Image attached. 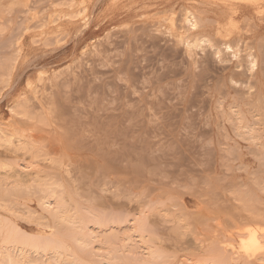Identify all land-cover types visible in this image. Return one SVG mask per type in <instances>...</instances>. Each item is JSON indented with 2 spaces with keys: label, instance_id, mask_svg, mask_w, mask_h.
<instances>
[{
  "label": "rangeland",
  "instance_id": "rangeland-1",
  "mask_svg": "<svg viewBox=\"0 0 264 264\" xmlns=\"http://www.w3.org/2000/svg\"><path fill=\"white\" fill-rule=\"evenodd\" d=\"M59 192L105 235L146 215L162 264L264 226V0H0V221L48 233Z\"/></svg>",
  "mask_w": 264,
  "mask_h": 264
},
{
  "label": "bare ground",
  "instance_id": "bare-ground-1",
  "mask_svg": "<svg viewBox=\"0 0 264 264\" xmlns=\"http://www.w3.org/2000/svg\"><path fill=\"white\" fill-rule=\"evenodd\" d=\"M79 3H82V2H79ZM80 5H82V4H80ZM185 10H184L185 13L182 16V20L180 23V25L182 24V26L181 27L179 26V27L181 29L183 28V30L185 29L184 31H187V32L188 31H196L199 27V22H200L197 15L192 11H189V10L185 11ZM79 13H80V11H79ZM206 20H208V19H206ZM200 24H201V22H200ZM174 26H175V23H174ZM175 33H176V31H175ZM200 37L201 36H199L198 37L199 39H197V40L201 44H207L209 42V40L206 37L205 38L204 37L200 38ZM197 40H196V42H197ZM180 41H182V40H180ZM193 43H194V41H193ZM197 43H195V45ZM185 44L188 48H190V47H192V45H194L187 38L185 39ZM223 44H224L226 50H232L233 51L232 46H230V44H228L227 41H226V43H224V41H223ZM199 47H201V46H199ZM252 54L253 53H251V54H249V52L247 53V57H248L247 60H248V64H249L251 69L255 68L256 64H257L256 63L257 60L255 59V56ZM15 133L18 134L17 132H15ZM10 137H13V136H10ZM10 137H9V139H10ZM28 142H27V145H28ZM30 147H28V148H30ZM35 183L38 184V182H34L32 184L34 185ZM35 186H36V184H35ZM48 186H50V185H48ZM35 188H37V187H35ZM37 189H40V187ZM44 189H46V188L43 187V190ZM48 189H46V192H44L45 190L41 191V192H43V194L44 193L48 194L47 193ZM15 190H16V188H15ZM18 191H20V190H18ZM49 191L50 190H48V192ZM13 192H14V190H13ZM55 193L56 192H54V194ZM39 194H41V193H39ZM59 194H60V192H59ZM62 194L58 195L59 197L56 195L57 196L56 198H55V195H54V197H53V195L52 196L50 195V196L45 197L43 200H41L42 194L40 196H38V197H41V199H40V201L42 202L41 206H43L41 211L45 210L46 214H48L47 217L50 216L52 218V222L50 221L49 226H47L46 222H45L46 227L44 226L45 224L44 225L41 224L44 226V228H47L46 230H48V233L43 232V233H39L36 235H32V234L26 232L25 230H23L21 227L15 225V224L13 225V223H10L11 221L10 222H6V221L3 222L5 217L0 218V219H3L2 221H0V264H160L161 262L164 261L163 260L164 259V256H163L164 253L162 252V254H161L159 252L161 250H156L152 247L154 245V243L152 245L151 242L153 241V239L149 235L150 233H148V229H149V228L147 229V225H148L147 222L148 221L146 222V219L143 218L146 215L141 217V219H139V218H137V220L134 219L135 221L132 219L133 222L129 221L128 223H131L129 231L127 233H125L122 236V238H119L117 236V234L115 235L113 232L111 234L109 233L110 235L109 234L105 235L104 231L106 229H110L113 226L123 224L125 222V220H122V219L123 218L125 219V217L122 216L123 217L122 219H120V217L119 218L117 217L118 219H116L114 217L108 218L106 216L107 213L105 215L106 217H104V215H103V217H100V215H98L99 216L98 217L95 215V213H96L95 211H93V212L91 211L93 213V214H91V213H88L86 210L87 213L84 214L83 212H80L81 209H79V208L78 209L76 208L75 212H73V214H72V213H70L71 212L70 209L71 210H73V209L72 208L67 209L69 207H66V206L67 205L69 206L70 204H67L65 206V202L67 203V200L64 201L65 199L64 198L62 199V197H60ZM246 195H247V193H246ZM43 197H44V195H43ZM247 199H249V198H247ZM253 201H255V200L253 199ZM37 202H38V200H37ZM28 203H30V202H28ZM75 203H76V207H77L78 206L77 202H74L73 206H75ZM245 204H246V202H245ZM80 206L82 207V205H80ZM84 209H86V208H84ZM90 209L92 210L93 207ZM45 211H44V213H45ZM254 215H255L254 219H257L259 217V216L256 217L257 214H254ZM50 217H49V219H50ZM251 218L253 219V216ZM260 218H261V216H260ZM263 218H261L262 221H264ZM29 219H28V223H29V221L32 222L33 219H31V218H29ZM128 219H129V217H128ZM252 219H251V221H253ZM5 220H7V219H5ZM35 220H34V222H36ZM40 220H42L41 221L42 223H43V221H46L45 218L39 219V221ZM34 222H32V223H34ZM252 223L256 224V222H252ZM260 224L262 225L263 223H260ZM36 225L40 226V222L39 223L36 222ZM244 225L247 226V224H244ZM120 228H122V227H120ZM112 230H113V228H112ZM114 231H116V230H114ZM153 234L154 233L152 232V235ZM242 235L240 236V234L238 233V236H236V237L241 238V237H243ZM149 237L151 239H149ZM239 240H238L239 242H238L237 246H234L232 243L226 242L227 240L225 241L226 243H222L221 249L219 246L220 244L218 246H216V247H219V249H220L219 252L216 251L217 255H215L216 253L214 254L213 253L214 251H212V250L211 251L213 254L210 255L211 253H208V252H210V250H208L209 249L208 248L207 254H209V255H207V257L205 255V257H206L205 259L200 257V259L204 260V261H202V264H230L231 262L236 263V261L242 256L243 257L244 256L245 257H251V258L253 257L254 259L256 256L257 257L259 256L258 258H256L258 260V262L261 261L264 263V226L248 227L246 229V232L244 233V237L239 239ZM230 241H233V239L232 240L230 239ZM118 242H120V243H118ZM214 243H215V240H214ZM214 243L211 242V244H213V245H214ZM135 245H139L142 252H144L142 254V256H140L139 254L137 256V255H134L133 253H131L133 248H135ZM130 248H131V250H130ZM203 253H205V252L203 251ZM165 257H166V255H165ZM243 257L240 259H243ZM257 260H255V262ZM168 261H169V259H168ZM198 261H200V263H201V260H198ZM243 263H247V262H243ZM184 264H192V263L191 262H188V263L185 262ZM248 264H249V262H248Z\"/></svg>",
  "mask_w": 264,
  "mask_h": 264
}]
</instances>
